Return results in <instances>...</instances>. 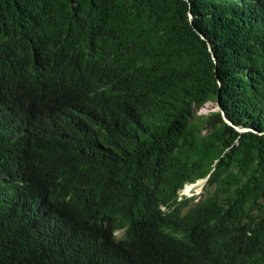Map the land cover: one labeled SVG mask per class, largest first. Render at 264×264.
I'll return each mask as SVG.
<instances>
[{
    "label": "trees",
    "instance_id": "16d2710c",
    "mask_svg": "<svg viewBox=\"0 0 264 264\" xmlns=\"http://www.w3.org/2000/svg\"><path fill=\"white\" fill-rule=\"evenodd\" d=\"M0 264H264V0H0Z\"/></svg>",
    "mask_w": 264,
    "mask_h": 264
},
{
    "label": "rangeland",
    "instance_id": "374dc122",
    "mask_svg": "<svg viewBox=\"0 0 264 264\" xmlns=\"http://www.w3.org/2000/svg\"><path fill=\"white\" fill-rule=\"evenodd\" d=\"M204 108H198L196 110L197 114H206L207 112H209L210 110L216 109L217 107L213 104L210 103V105H205L203 106ZM206 179H199L193 183H190L193 186H189V190L186 191V186L187 184H185V186L179 191V197L182 196H193L198 194L197 198L194 201H197L200 198V195L202 194L203 190H204V184H205ZM116 235L118 237H120L122 235V231H118L116 232Z\"/></svg>",
    "mask_w": 264,
    "mask_h": 264
},
{
    "label": "water",
    "instance_id": "95a60500",
    "mask_svg": "<svg viewBox=\"0 0 264 264\" xmlns=\"http://www.w3.org/2000/svg\"><path fill=\"white\" fill-rule=\"evenodd\" d=\"M218 107H219V106H218ZM223 114H224V118H225V120H226L229 124L234 125L238 130H240V131H245V130L248 129V128H246V127H240V126L234 124V123H233V122L227 117V115H226L225 112H223Z\"/></svg>",
    "mask_w": 264,
    "mask_h": 264
},
{
    "label": "built area",
    "instance_id": "2783aa9c",
    "mask_svg": "<svg viewBox=\"0 0 264 264\" xmlns=\"http://www.w3.org/2000/svg\"><path fill=\"white\" fill-rule=\"evenodd\" d=\"M206 105H210V103H208V104H206ZM201 108V107H200ZM202 108H204L203 106H202Z\"/></svg>",
    "mask_w": 264,
    "mask_h": 264
},
{
    "label": "clouds",
    "instance_id": "9594fccd",
    "mask_svg": "<svg viewBox=\"0 0 264 264\" xmlns=\"http://www.w3.org/2000/svg\"><path fill=\"white\" fill-rule=\"evenodd\" d=\"M196 195H198V194H196Z\"/></svg>",
    "mask_w": 264,
    "mask_h": 264
}]
</instances>
